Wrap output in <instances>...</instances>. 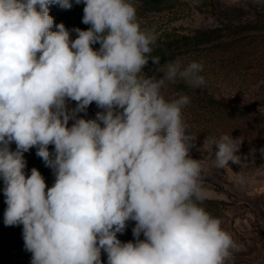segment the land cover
Instances as JSON below:
<instances>
[{
	"label": "clouds",
	"instance_id": "1",
	"mask_svg": "<svg viewBox=\"0 0 264 264\" xmlns=\"http://www.w3.org/2000/svg\"><path fill=\"white\" fill-rule=\"evenodd\" d=\"M81 2L90 27L72 29V39L49 14L72 0H0L5 225L23 226L31 264H102V250L107 264H227L238 245L201 206L202 161L189 155L196 137L181 118L189 97L168 101L161 91L178 80L199 88L203 64L177 60L158 69L161 78L145 75L160 57H150L156 35L141 29L134 4ZM93 102L95 119L77 118ZM242 143L212 139L215 167L240 164ZM33 147L53 170L51 187L36 168L25 172ZM129 221L135 241L122 242Z\"/></svg>",
	"mask_w": 264,
	"mask_h": 264
},
{
	"label": "rangeland",
	"instance_id": "2",
	"mask_svg": "<svg viewBox=\"0 0 264 264\" xmlns=\"http://www.w3.org/2000/svg\"><path fill=\"white\" fill-rule=\"evenodd\" d=\"M137 18L142 30L153 31L156 38H162L175 30L192 32L197 29H208L232 22H242L252 19H264V0H211L203 10H197L191 0H185L172 10L153 13L147 7L134 5ZM74 28L87 30L83 25L70 26L71 38H76ZM261 40L248 43L243 51L238 54H223L211 58L200 59L203 64V87H212L218 94L230 95L244 103H252L263 95L264 80L260 76L259 66L264 62V43ZM99 48V44L93 45ZM182 65H187L188 60H179ZM147 76H163L162 71L143 68ZM172 82L165 83L161 89L166 100L171 101L182 92L172 87ZM68 109L76 107L75 101H68ZM190 107V106H189ZM188 106L183 108L189 111ZM183 110V109H182ZM102 111L95 102L90 104L86 112L77 113V118L95 119L97 112ZM183 123L184 119L182 120ZM74 123L69 121V127ZM188 134L196 137L193 142L190 157L202 161V180L204 195L219 201L217 214L214 217L222 221V228L230 233L238 245L232 250V256L227 264H264V170L257 168H234L229 162V167L218 169L215 167V158L210 155L207 144L200 139L196 132L200 122L194 116L187 120ZM14 144V143H13ZM11 144V145H13ZM33 147L24 153L26 160V174L30 175L31 169L40 157L36 155ZM43 175L46 185L54 184L53 170L45 163L36 168ZM6 205L3 195V181L0 179V208ZM6 209V208H5ZM23 227L12 226L7 232V239L0 250V264H31L32 254L24 247L22 234ZM122 242L133 241L123 234H117ZM134 242V241H133ZM101 259L107 264V254L102 250ZM106 260V261H104Z\"/></svg>",
	"mask_w": 264,
	"mask_h": 264
},
{
	"label": "trees",
	"instance_id": "3",
	"mask_svg": "<svg viewBox=\"0 0 264 264\" xmlns=\"http://www.w3.org/2000/svg\"><path fill=\"white\" fill-rule=\"evenodd\" d=\"M185 0H129L134 5L147 7L153 13L172 10L178 5L184 3ZM197 10H203L209 5L211 0H191ZM84 3L76 4L72 0L70 9H62L58 5L49 6V14L54 17L55 24L63 23L66 28L83 25L82 22ZM55 30V27L53 28ZM261 40L264 43V19H252L247 21L232 22L208 29H197L192 32H183L175 30L166 34L163 38H156V43L152 46L151 56L160 57V64H154L149 60L145 67L152 70H158L160 67L177 60L198 61L200 59L211 58L223 54H238L248 43ZM264 80V62L259 66V72ZM173 88L182 92L183 95L189 97L190 106L186 109L182 108L181 118L184 119V125L188 126L187 120H193L194 116L200 122L198 133L203 142L207 144L210 155L214 157V146L211 144L212 139L218 140L222 135L229 134L234 138H243L237 155L241 157V163L233 164L234 168H257L264 170V153L260 150L264 148V89L263 95L256 98L252 103H244L236 100L230 95L218 94L212 87L199 88L191 86L183 80L173 83ZM208 138V139H206ZM11 149L15 150V144L11 145ZM37 150V149H36ZM191 150L189 155L191 154ZM49 151H54V146L49 145ZM42 158L35 164L36 168L43 165ZM202 207L206 209L212 216L218 212L219 201L213 200L205 196ZM7 205L0 208V250L7 239V232L12 226L4 223V211ZM23 227L22 225H18ZM135 221H129L127 227L122 233L124 236L135 241L132 229ZM140 239H144L141 234ZM102 260V264L103 259ZM106 261V260H104Z\"/></svg>",
	"mask_w": 264,
	"mask_h": 264
}]
</instances>
